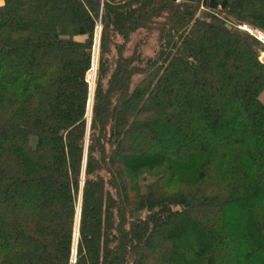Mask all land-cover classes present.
<instances>
[{
    "label": "trees",
    "instance_id": "16d2710c",
    "mask_svg": "<svg viewBox=\"0 0 264 264\" xmlns=\"http://www.w3.org/2000/svg\"><path fill=\"white\" fill-rule=\"evenodd\" d=\"M243 25L264 0H4L0 264H264Z\"/></svg>",
    "mask_w": 264,
    "mask_h": 264
},
{
    "label": "water",
    "instance_id": "95a60500",
    "mask_svg": "<svg viewBox=\"0 0 264 264\" xmlns=\"http://www.w3.org/2000/svg\"><path fill=\"white\" fill-rule=\"evenodd\" d=\"M100 28L101 27L99 26V30H100ZM99 33H100V31H99ZM98 53H99V35H98L97 43H96V46H95V58H94V65H93L95 79H96V73H97ZM261 60L264 63V52L262 53ZM94 89H95V81H94V84L92 85V94H91V98H90V118H89L90 120H89V125H90V122H91V114H92V107H93Z\"/></svg>",
    "mask_w": 264,
    "mask_h": 264
},
{
    "label": "built area",
    "instance_id": "2783aa9c",
    "mask_svg": "<svg viewBox=\"0 0 264 264\" xmlns=\"http://www.w3.org/2000/svg\"><path fill=\"white\" fill-rule=\"evenodd\" d=\"M241 28L248 30L250 33L256 36L260 41H262L264 44V31L253 29L247 25H243L241 26Z\"/></svg>",
    "mask_w": 264,
    "mask_h": 264
},
{
    "label": "rangeland",
    "instance_id": "374dc122",
    "mask_svg": "<svg viewBox=\"0 0 264 264\" xmlns=\"http://www.w3.org/2000/svg\"><path fill=\"white\" fill-rule=\"evenodd\" d=\"M3 3H4V0H0V5H3ZM100 27H101V25H100ZM100 30H101V28H100ZM99 30V31H100ZM99 31H98V35H99ZM98 35H97V38H98ZM97 74V73H96ZM88 78H89V80H90V83H91V87H92V85L94 84V81H95V76H94V70L92 69V71L89 73V75H88ZM91 94H92V88H91ZM91 98V97H90ZM94 98V97H93ZM91 117H92V114H91ZM89 118H90V101H89ZM210 223V222H209ZM207 224H208V222H207Z\"/></svg>",
    "mask_w": 264,
    "mask_h": 264
}]
</instances>
